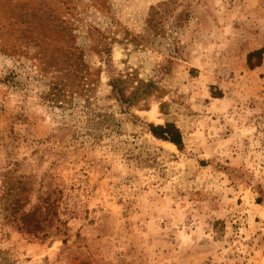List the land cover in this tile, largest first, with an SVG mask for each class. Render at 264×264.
<instances>
[{"label": "rangeland", "instance_id": "rangeland-1", "mask_svg": "<svg viewBox=\"0 0 264 264\" xmlns=\"http://www.w3.org/2000/svg\"><path fill=\"white\" fill-rule=\"evenodd\" d=\"M259 49L264 0H0V264H264Z\"/></svg>", "mask_w": 264, "mask_h": 264}, {"label": "trees", "instance_id": "trees-1", "mask_svg": "<svg viewBox=\"0 0 264 264\" xmlns=\"http://www.w3.org/2000/svg\"><path fill=\"white\" fill-rule=\"evenodd\" d=\"M262 54H264V49H259L248 53L247 65L249 66V68H252L254 65L258 64V63H252L251 58L257 56L261 57ZM110 85L112 87V90L115 91V93L117 94V100H119L120 102L130 103V100H132L130 98H133L134 96L133 94L136 93L135 91L132 92V95H125L123 92V88L117 83L116 79H112ZM150 131L155 137L161 138L163 140H167L180 149L182 145L181 135L179 130L173 123L167 121L163 125H150Z\"/></svg>", "mask_w": 264, "mask_h": 264}]
</instances>
